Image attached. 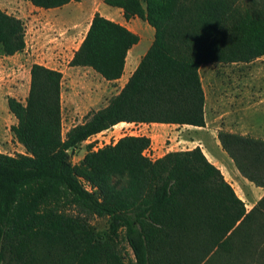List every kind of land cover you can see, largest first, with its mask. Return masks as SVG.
Listing matches in <instances>:
<instances>
[{
  "label": "trees",
  "instance_id": "trees-1",
  "mask_svg": "<svg viewBox=\"0 0 264 264\" xmlns=\"http://www.w3.org/2000/svg\"><path fill=\"white\" fill-rule=\"evenodd\" d=\"M60 8L73 0H27ZM78 1V0H77ZM155 29L137 68L108 104L62 127L63 73L34 63L25 101L9 96L24 148L0 151V264H206L217 250L264 264V195L248 210L200 146L152 159V140L124 135L73 163L72 152L120 122L205 127L204 64L250 63L264 56V0H104ZM140 36L95 12L70 60L108 81L124 73ZM26 47L22 18L0 8V51ZM240 173L264 187V139L220 131ZM109 217L105 236L90 216ZM135 260L119 247L121 231ZM251 261V260H250Z\"/></svg>",
  "mask_w": 264,
  "mask_h": 264
},
{
  "label": "rangeland",
  "instance_id": "rangeland-1",
  "mask_svg": "<svg viewBox=\"0 0 264 264\" xmlns=\"http://www.w3.org/2000/svg\"><path fill=\"white\" fill-rule=\"evenodd\" d=\"M75 1L84 7L87 19L93 11L99 12L97 9L102 6L114 9L104 0ZM0 8L22 18L26 26V47L22 52L5 55L0 51V151L16 155L24 153L25 148L11 132V125L15 124L17 119L9 111L7 99L12 96L25 101L30 88L32 64H47L63 73L61 103L64 135L71 127L83 123L88 112L106 106L117 90L110 92L114 85L108 84L91 67L75 68L69 64L76 44L84 32L83 21L72 23L64 12L61 13L62 11L57 12V19H54L47 15V11L36 9L27 0H0ZM147 41L144 38L139 46L140 52L147 50L149 46ZM200 76L205 93L206 128L176 126L175 136L165 142L163 150L147 149L154 155L152 159L168 153L166 147L169 146L173 149L169 152L200 146L204 153L210 155V150L219 157L217 144L221 145L218 137L220 131L248 134L264 139V56L250 63L205 64L200 68ZM134 131L144 132L140 131L138 126H123L117 130L101 132L90 140L95 139L93 143L102 141L104 146L114 143L124 135H131ZM88 148L89 143L84 141L72 152V160L78 162L88 152ZM146 151L145 154L148 153ZM225 173L228 181L234 184L232 186L236 193L238 191L237 194L245 198L243 199L245 203L250 204L248 188L245 187L246 192H242L238 183L230 178L228 170H225ZM253 197L255 196L252 195ZM251 208L247 207L248 210ZM90 222L98 235H106L109 217L90 216ZM119 247L124 261L132 263L135 258L124 238V230L121 231ZM233 249L236 251L237 244ZM234 251L227 253L217 250L206 264H259L249 256L243 263L234 255ZM9 259L7 255L4 264H12Z\"/></svg>",
  "mask_w": 264,
  "mask_h": 264
},
{
  "label": "crops",
  "instance_id": "crops-1",
  "mask_svg": "<svg viewBox=\"0 0 264 264\" xmlns=\"http://www.w3.org/2000/svg\"><path fill=\"white\" fill-rule=\"evenodd\" d=\"M34 7L38 10L44 9V8H40L37 6H34ZM44 10L47 11L48 16H51L54 19H57V15H58L57 12L62 11L61 13L64 12L66 14V16L68 17L69 21H71L72 23L77 24L80 21L84 22V25H83L84 32H83L81 39L76 44L75 51L79 48L83 38L85 37V35L89 29V26L91 24L93 15L96 12V11H93V13H91L90 17H88V19H87L84 7H81L75 0L71 1L70 3L64 5L60 8H50V9H44ZM97 10L102 15L106 16L107 18L112 19V20L119 22L121 24H124L130 30H132L133 32L137 33L140 36V41L137 44H135L128 52V55L126 58V63H125V68H124V73L121 76V78L112 82V81H108V80L104 79L100 75L104 80H106V82L108 84L114 85V88L110 92H112L113 90H117L114 93V94H117L123 88L125 83L128 81L129 77L132 75L134 70L137 68L141 58L146 54V52L148 51V49L152 45L154 38H155V29L148 22L141 20L138 17H134L130 21H126L124 18H122V14H123L122 9L118 8V7H114V9H109L107 7L102 6V8H99ZM132 22H134V24H137V23L138 24L133 25ZM144 38H146L148 40L149 46H148L147 50L140 52L139 46L141 45ZM75 51H73V54L70 57V60L72 59ZM39 64H43V63H39ZM43 65L50 67L47 64H43ZM77 67H81V66H75V68H77ZM50 68H53V67H50ZM84 68H90V67H84ZM131 125L138 126L140 131L144 130V132H142V133L131 132L132 135H137V136L145 135V136L150 137L152 140V144H151L150 149H153V150L159 149L160 151L163 150V148L165 147L164 144L168 139H173V137L175 136V132H176V126H179V124L158 123V122H152V123L120 122V123L114 125L112 128L108 129V131L111 129L117 130L118 128H122L123 126H131ZM186 126H191V125H186ZM191 127L202 128V129L206 128V127H195V126H191ZM105 131H107V130H105ZM217 146H218L219 155H220L219 157L210 150H209L210 155L205 153L206 156L209 158V160L212 163H214L217 167H219L221 169L223 174H226L225 170H228V174H229L230 178L233 179L234 181H236V183H238L242 192H246L245 187L248 188L251 198L248 199L250 204H246V206L247 207H249V206L253 207L256 204V202L264 195V187L256 186L254 183H252L247 178H245L240 173L238 168L236 167L233 159L222 148V145L217 144ZM166 149H167V152H169V150H171L172 147L169 146V147H166ZM225 178L227 180H229L228 177H226V175H225ZM230 183L234 186V184L232 182H230ZM237 193H238V191H237ZM252 195L255 197L252 198ZM239 196L242 199H245L243 196H241V195H239Z\"/></svg>",
  "mask_w": 264,
  "mask_h": 264
},
{
  "label": "built area",
  "instance_id": "built-area-1",
  "mask_svg": "<svg viewBox=\"0 0 264 264\" xmlns=\"http://www.w3.org/2000/svg\"><path fill=\"white\" fill-rule=\"evenodd\" d=\"M134 127H135V125H134ZM104 132V131H103ZM135 132V131H134ZM101 133V132H100ZM100 133H97V134H95V135H99ZM95 135H93V136H91V137H94ZM90 137V138H91ZM90 138H88V140H86L89 144H94L93 145V147H92V149H94V150H97V149H99V148H101V147H103V144H102V141H99V143H93V142H95V139H92V140H90ZM115 142H116V140H115ZM114 142V143H115ZM75 151V150H74ZM149 151L150 150H147L146 152H148L146 155L147 156H149L150 158H154V155H152L151 153H149ZM81 160V159H80ZM79 160V161H80ZM78 161V162H79ZM78 162H74L73 161V163H78Z\"/></svg>",
  "mask_w": 264,
  "mask_h": 264
},
{
  "label": "bare ground",
  "instance_id": "bare-ground-1",
  "mask_svg": "<svg viewBox=\"0 0 264 264\" xmlns=\"http://www.w3.org/2000/svg\"><path fill=\"white\" fill-rule=\"evenodd\" d=\"M149 40H150V39H149ZM144 43H145V42H144ZM147 43H148V41H147ZM147 43H146V44H147Z\"/></svg>",
  "mask_w": 264,
  "mask_h": 264
}]
</instances>
